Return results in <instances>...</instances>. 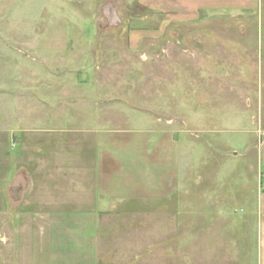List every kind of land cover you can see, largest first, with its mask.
<instances>
[{
    "label": "rangeland",
    "instance_id": "374dc122",
    "mask_svg": "<svg viewBox=\"0 0 264 264\" xmlns=\"http://www.w3.org/2000/svg\"><path fill=\"white\" fill-rule=\"evenodd\" d=\"M133 6L0 0V264H254L244 215L264 192V0L162 36ZM153 126L181 136V152L190 141L177 193L98 208L82 132ZM226 194L239 197L220 212L213 199ZM216 213L237 218L236 249Z\"/></svg>",
    "mask_w": 264,
    "mask_h": 264
},
{
    "label": "crops",
    "instance_id": "0c3cea01",
    "mask_svg": "<svg viewBox=\"0 0 264 264\" xmlns=\"http://www.w3.org/2000/svg\"><path fill=\"white\" fill-rule=\"evenodd\" d=\"M132 2L134 3L133 12L138 11L135 13L139 17L137 25H145L142 20L146 18L145 15H148L151 19L149 33L155 29L153 35L162 36L166 27L175 23L195 24L206 14L236 16L238 12L243 11L246 14L252 13L258 0H132ZM141 10L148 11V13H140V16L138 13ZM142 30L133 29L132 32L135 35L143 34ZM159 36L153 37L156 40L160 39ZM82 133L88 134L94 141V191L98 208L105 207L104 203L108 204L111 200L168 201L177 193L181 179L185 180L193 166L190 161V150L192 149L188 146L189 139H187L189 143L183 145V152H181L179 142L181 136L168 128L153 126L142 131L98 129L85 130ZM244 136L239 138L241 142L245 141V138L246 141L250 139ZM245 142L243 144L246 157H239L240 159L237 160H240V163L244 162L241 165L249 174L258 163L255 153H250L252 151L249 146L251 139L246 145ZM181 155L182 161L180 160ZM261 158L264 162V153ZM259 165L262 169L263 165L260 162ZM232 166L229 164V169H232ZM231 169L229 173L234 176ZM224 170L227 169L224 168ZM256 192L252 195L248 203L249 208L244 215L247 226L246 234L251 239V243L246 240L245 248L246 257H248L247 251L252 250L250 255L253 252L254 264H264V192ZM233 196H238V194L219 195L217 198L215 195L213 200L219 203L217 207L219 205L220 212L224 200H229L228 197L230 199L239 197ZM214 217L226 219L227 222L224 224L215 225L214 231H218V228L222 229L221 233L229 235L228 242L233 241L234 245L228 243V246L231 248L233 245L236 249L238 247L237 236L240 232L237 229V218L232 219V216L227 213L224 216H217L216 213Z\"/></svg>",
    "mask_w": 264,
    "mask_h": 264
}]
</instances>
